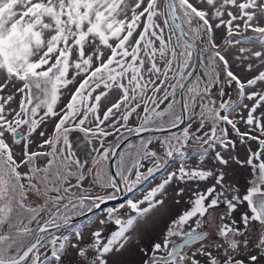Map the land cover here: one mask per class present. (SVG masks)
Listing matches in <instances>:
<instances>
[{
  "label": "snow or ice",
  "instance_id": "snow-or-ice-1",
  "mask_svg": "<svg viewBox=\"0 0 264 264\" xmlns=\"http://www.w3.org/2000/svg\"><path fill=\"white\" fill-rule=\"evenodd\" d=\"M0 264H264V0H0Z\"/></svg>",
  "mask_w": 264,
  "mask_h": 264
},
{
  "label": "rangeland",
  "instance_id": "rangeland-1",
  "mask_svg": "<svg viewBox=\"0 0 264 264\" xmlns=\"http://www.w3.org/2000/svg\"><path fill=\"white\" fill-rule=\"evenodd\" d=\"M177 101H178V96H177ZM177 107H178V104H177ZM137 140H135V141H137ZM135 141H133V142H135ZM155 182H158V179H157V181H154L153 183H155ZM121 194L123 195V199H121V200L118 199V201H115V202L114 201L109 202L107 206L116 207L119 204L124 203L126 197L124 196L123 193H121ZM137 195H140V193H137ZM174 211H175L174 206L169 204L168 209H166L163 213H161L160 217L158 218V231L162 232V230L166 227L168 220L170 219L171 213ZM83 219H86V218H83Z\"/></svg>",
  "mask_w": 264,
  "mask_h": 264
},
{
  "label": "water",
  "instance_id": "water-1",
  "mask_svg": "<svg viewBox=\"0 0 264 264\" xmlns=\"http://www.w3.org/2000/svg\"><path fill=\"white\" fill-rule=\"evenodd\" d=\"M194 64H199V61L198 60H196L195 58H194ZM195 74H197V73H194V75ZM180 100H181V96L179 95V102H180ZM148 135H150V133H144L143 134V136H148ZM130 139L132 140V141H135V140H137V139H139L138 137H135V136H132V137H130ZM128 143V141H125L124 142V144H122L121 145V149H123V147L125 146V144H127ZM119 151V150H118ZM114 159L115 158H113V162L112 163H114ZM111 171L113 172V174H114V172H115V168H114V166L113 167H111ZM120 199L119 200H121V199H123V195L122 194H120ZM116 201H118V200H116ZM111 202H113V201H111ZM115 202V201H114ZM80 219H83V217L82 218H80Z\"/></svg>",
  "mask_w": 264,
  "mask_h": 264
}]
</instances>
